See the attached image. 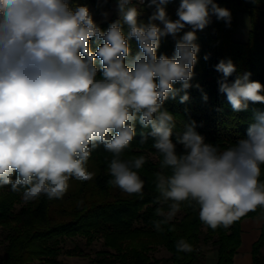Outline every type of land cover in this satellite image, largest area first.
I'll list each match as a JSON object with an SVG mask.
<instances>
[{"label":"clouds","instance_id":"1","mask_svg":"<svg viewBox=\"0 0 264 264\" xmlns=\"http://www.w3.org/2000/svg\"><path fill=\"white\" fill-rule=\"evenodd\" d=\"M172 2L116 0L119 18L102 30L87 5L73 6L71 0H0V187L23 190L25 203L41 195L61 199L70 179L93 178L86 165L102 145L112 155L109 183L142 196L145 182L139 170L146 157L123 158L139 124L148 130L141 143L151 137L161 157L154 181L160 205L155 215L161 218L153 221L157 231L185 204L198 206L200 221L212 230L228 229L264 208V181L259 179L264 112L255 113L246 138L223 150L206 142L194 120L173 139L176 117L164 105L177 96L180 103L189 100L200 51L196 33L213 16L230 24L231 12L215 0H179L173 20L166 11ZM145 7L154 9L147 23L138 19ZM186 27L191 30L179 35ZM169 35L175 40L173 55H158L161 39ZM133 39L139 49L135 54ZM215 70L223 74L219 92L234 112L264 103V85L250 81L251 73L229 82L236 72L230 59L220 60ZM176 249L194 250L184 239Z\"/></svg>","mask_w":264,"mask_h":264},{"label":"trees","instance_id":"2","mask_svg":"<svg viewBox=\"0 0 264 264\" xmlns=\"http://www.w3.org/2000/svg\"><path fill=\"white\" fill-rule=\"evenodd\" d=\"M215 2L230 10L231 22L226 24L214 16L210 32L197 31L196 43L200 51L191 80L193 86L187 90L189 100L180 103L179 96L169 98L164 107L176 117L173 139L175 133L183 131L184 123L194 120L197 131L206 142L223 150L246 138L247 129L255 122V113L264 112V103H249L247 110L234 112L226 95L219 92L218 81L223 79V74L215 70V65L222 59H230L236 66V72L228 77L229 82L247 72L251 73L250 81L264 85V0ZM71 4L92 5L98 11L109 10L110 18L99 24L102 30H107L119 18L114 2L71 0ZM178 6V0L166 6L173 20L178 18ZM241 13L248 15L250 24L245 42L233 39ZM151 14L152 11L143 8L138 19L147 23ZM189 30L186 27L179 35ZM96 47L93 39L91 48L95 51ZM130 47L132 54L139 50L135 39L130 41ZM174 49L175 40L170 35L166 36L161 39L158 55L171 57ZM205 55L209 57L207 60ZM146 131L137 124V135L123 153L124 159L139 155L146 157L147 162L139 170L145 182L142 196L127 195L109 183L112 177L108 173V164L112 155L102 145L91 153L86 165L87 170L94 174L93 178L88 181L70 179L76 188L65 202L41 195L25 203L23 190L13 192L11 185L0 187V264H61L58 258L63 254L66 240L77 237L85 238L87 244L102 240V249L96 252L92 264H202L206 255L204 248L209 245L216 250V264H233L241 246L242 222L259 216L263 224L258 240L252 246L253 264H264V208L249 212L228 229L219 227L212 230L200 221L198 206L185 204L181 206L179 217L162 224V231L155 229L153 221L161 219L155 215V209L160 205L156 203L159 193L154 182L155 173L161 171V157L152 147L151 137L146 143H141V134ZM177 151L182 152V146L177 145ZM259 179L264 181V166ZM180 239L186 240L194 250L178 252L176 242ZM161 248L169 254L166 259L154 256ZM66 253L69 256L86 255L77 246Z\"/></svg>","mask_w":264,"mask_h":264},{"label":"rangeland","instance_id":"3","mask_svg":"<svg viewBox=\"0 0 264 264\" xmlns=\"http://www.w3.org/2000/svg\"><path fill=\"white\" fill-rule=\"evenodd\" d=\"M89 10L92 13L94 21L99 25L101 22L106 21L110 18V11L109 10H96L92 5H89ZM107 13V16L104 15ZM238 27L233 34V39L238 42H245L248 37V31L250 28L249 24V17L247 14H239L238 15ZM214 23V16L212 17V22L202 30L204 33L210 32L212 30ZM70 187L67 193L61 198L62 201L65 202L66 198L69 197L72 193L74 188H76V184L73 180L69 181ZM180 214L177 213L176 217H179ZM248 222H258L262 221V217H256L253 219H248ZM79 247L80 250L83 251L86 255H72L69 256L66 252L69 250H73L75 247ZM102 249V240H95L92 244H87L86 239L83 237H77L75 239H67L66 243L64 244L63 254L59 256V260L61 264H92V259L95 257L96 252ZM206 255L208 254L209 259L213 260L216 257V250L212 245L209 247L204 248ZM263 254H264V247H263ZM154 256L161 259H166L169 254L164 249H158ZM164 264V263H163Z\"/></svg>","mask_w":264,"mask_h":264},{"label":"crops","instance_id":"4","mask_svg":"<svg viewBox=\"0 0 264 264\" xmlns=\"http://www.w3.org/2000/svg\"><path fill=\"white\" fill-rule=\"evenodd\" d=\"M248 219L253 218H247L241 224V246L234 256L233 264H253L252 246L261 234L263 220H258V222H248ZM216 261V257L211 260L207 254L205 255V259L202 264H216Z\"/></svg>","mask_w":264,"mask_h":264},{"label":"built area","instance_id":"5","mask_svg":"<svg viewBox=\"0 0 264 264\" xmlns=\"http://www.w3.org/2000/svg\"><path fill=\"white\" fill-rule=\"evenodd\" d=\"M101 1H103V0H101ZM107 1H110V2H114V3H116V0H107ZM146 8V7H145ZM146 9H148V10H150V11H154V9H149V8H146Z\"/></svg>","mask_w":264,"mask_h":264}]
</instances>
